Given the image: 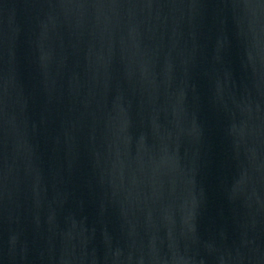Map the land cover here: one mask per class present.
<instances>
[{
  "label": "water",
  "instance_id": "water-1",
  "mask_svg": "<svg viewBox=\"0 0 264 264\" xmlns=\"http://www.w3.org/2000/svg\"><path fill=\"white\" fill-rule=\"evenodd\" d=\"M0 264H264V0H0Z\"/></svg>",
  "mask_w": 264,
  "mask_h": 264
}]
</instances>
